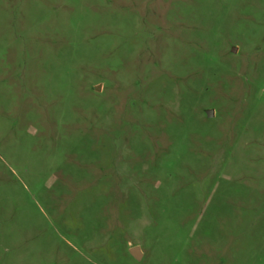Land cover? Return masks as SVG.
Instances as JSON below:
<instances>
[{
	"label": "rangeland",
	"instance_id": "rangeland-1",
	"mask_svg": "<svg viewBox=\"0 0 264 264\" xmlns=\"http://www.w3.org/2000/svg\"><path fill=\"white\" fill-rule=\"evenodd\" d=\"M0 264H264V0H0Z\"/></svg>",
	"mask_w": 264,
	"mask_h": 264
},
{
	"label": "water",
	"instance_id": "water-1",
	"mask_svg": "<svg viewBox=\"0 0 264 264\" xmlns=\"http://www.w3.org/2000/svg\"><path fill=\"white\" fill-rule=\"evenodd\" d=\"M233 52H236V51L233 50ZM206 114H207L208 117H212L213 116V112L212 111H207ZM129 253L137 261H139L141 259V257H142L138 247H134V248L130 249Z\"/></svg>",
	"mask_w": 264,
	"mask_h": 264
}]
</instances>
